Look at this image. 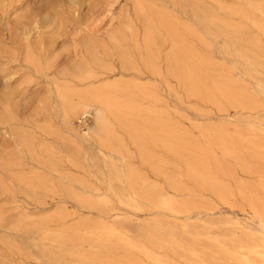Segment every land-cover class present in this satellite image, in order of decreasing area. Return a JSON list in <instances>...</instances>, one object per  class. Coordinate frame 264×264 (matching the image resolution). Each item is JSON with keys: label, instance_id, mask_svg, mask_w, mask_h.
Returning <instances> with one entry per match:
<instances>
[{"label": "bare ground", "instance_id": "1", "mask_svg": "<svg viewBox=\"0 0 264 264\" xmlns=\"http://www.w3.org/2000/svg\"><path fill=\"white\" fill-rule=\"evenodd\" d=\"M234 1L129 0L136 20L141 23V36L134 23L126 24L124 34L120 30L112 33L107 41L83 36V56L90 64H102L105 73L112 69L103 65L104 60L112 57L121 60L124 70L137 74L141 62L151 74L160 75L159 63L162 62L166 76L175 79L183 90L203 95L218 110L220 103H226L236 113L264 112L244 90L235 88L236 83L226 71H222L218 80L205 85L207 69L212 65V56L199 48L208 45L205 39L214 44L222 38L220 54L224 58L239 56L245 60V73L249 70L257 73L256 67L264 70V4L245 8ZM102 3L110 11L117 0H102ZM12 4L7 0L0 3V21L3 22L0 29L1 198L9 202L29 199L41 202L45 195H60L76 200L86 210L109 204L107 192L99 193L82 179L60 170L58 157L62 144L76 150L94 144L96 154L86 152V159L99 157L110 169L106 189L112 192L118 205L133 212L148 210L155 216L151 229L141 235L140 240L131 239L118 226L107 224L104 216L99 223L91 224L84 219L69 224L67 219L71 215L63 208L44 216L33 229L43 232L44 236L52 233L55 235L52 240L59 239V246L64 247L65 237L75 235L91 241L88 252L69 254L75 258L74 264H264V119L248 123L245 128L249 134L243 133L244 128L242 131L239 125H233L231 130L228 125L212 128L210 133L203 130L201 135L207 140L206 146L196 154L188 151L186 139H182L178 147L169 122L161 121L152 107L148 110L149 118L134 121L141 102L154 105L160 101L150 85L103 84L78 90L74 83L90 85L99 80L100 75L87 64L78 68V74L64 84L58 76L50 78L54 61L49 54L54 51L55 42L45 34L57 35L76 20L72 1L67 5L62 0H37L34 7L24 11H20V5ZM187 8L191 10L194 25L183 22L170 11L178 9L184 13ZM255 12L262 15L260 22L254 20ZM237 18L239 25L234 23ZM243 23L257 33L248 41L251 49H242V53L237 54V31ZM198 26L202 34L194 28ZM78 32L75 31L74 36ZM74 44H78L75 38ZM163 47L167 50L163 51ZM42 82L46 85L44 96L39 86L34 88ZM26 88H34L36 107L31 115L22 118L19 103ZM259 88L264 95V86ZM168 90L171 92L170 88ZM86 117L91 118L92 123L90 126L84 123L86 131L79 133L73 122ZM57 118L72 141L62 142V135L53 122ZM113 122L119 128L131 130L130 138L142 154L143 164L163 177L173 191L187 193V200L179 202L165 196L160 188L147 186L146 179L127 166L126 146L114 133ZM145 145L181 159L182 172L167 175L164 168L170 163L155 156ZM66 158V162L78 167L72 152L67 153ZM237 169L257 178V182L236 180ZM183 180L192 187H187ZM75 185L80 194L73 192ZM147 187L149 193H154L153 198L142 193ZM195 191H208L228 205L232 196L241 198L250 209V220L256 224V231L237 221L219 222L208 218L214 215L213 210L192 204ZM160 214L165 218L157 216ZM5 220L0 212V227H5ZM17 222V227L22 229L26 218ZM220 226L228 230L217 234ZM113 248L125 255H114ZM57 263L64 262L58 260Z\"/></svg>", "mask_w": 264, "mask_h": 264}, {"label": "rangeland", "instance_id": "2", "mask_svg": "<svg viewBox=\"0 0 264 264\" xmlns=\"http://www.w3.org/2000/svg\"><path fill=\"white\" fill-rule=\"evenodd\" d=\"M7 1L12 2L13 6L20 5V11H24L29 7H34V3L37 0ZM62 1H64L65 4L69 1L73 2L72 9L76 20L69 24L65 31L59 32L57 35L52 32L45 34L47 37H52L55 42V49L49 54V58L54 61L53 71H51L49 75L50 78L58 76L61 83L64 84L66 81H69L71 77L78 74V68L80 69L83 65L87 64V67H91L93 71L100 75L98 77L99 80L90 84L91 86L84 83H74V87L78 90L97 88L103 84L125 85L140 83L150 85L160 101L154 105L145 101L141 102L140 111L136 112L134 121L143 122L147 117L149 118L150 115L148 110L152 107L153 110L157 112L158 118L161 121L169 122L172 133L178 141L177 146L181 147L182 139H186L188 151L195 154L206 146L205 142L207 140L201 135L203 130H208V133H210V129L212 128L228 125V128L231 130L233 125H239L242 131L244 128L243 133L247 131L249 134L248 129L245 128L247 124L256 121L260 122L264 119V112L255 113L244 110L236 113L226 103H220V110H218L217 106L209 103L203 95H198V93L194 95L183 90L175 79L166 76L165 66L162 62L159 63L160 75L151 74L141 62L138 63L139 73L137 74L128 71V69L124 70L121 60L112 57L104 60L103 65L108 66V68L110 66L112 69L110 73H105L104 69L101 67L102 64L100 66H95L90 64L87 58H84L82 52V37L88 36L107 41L108 36L119 30L124 34L125 26L128 23H134L135 27L139 29V34L141 36L142 26L139 19L136 20V13L133 10L132 4L129 0H117V3L113 6L114 8L109 11L102 3V0ZM86 1L90 4L86 5ZM220 1L225 2L226 0ZM234 2L245 8H247L248 5L264 4V0H235ZM63 10L65 9H62V11ZM170 11L183 22L194 25L190 8L185 9L184 13L180 12L178 9H170ZM253 18L255 21L260 22L263 17L258 12H255ZM234 23L239 25V19H235ZM2 25L3 22L0 21V29ZM194 28L197 32L203 33L201 27L198 26ZM75 31H79L76 36H74ZM256 33V30L249 24L243 23L240 25L237 31V37L239 39L236 43L237 54L242 53V49H251L248 41H250ZM127 35L128 34H126V36ZM73 38H75V42L78 44L73 45ZM47 41L48 40L45 39V44ZM205 41L208 45L199 46V48L205 54L212 56V65L209 67L210 70L207 69L208 72L205 78V85H209L211 81L218 80L219 76L222 75V71H226L230 80L236 83L234 85L235 88L239 87L244 90L257 105L264 108V95L260 93L259 88L260 85L264 86V70H262L261 67H254L257 69V73L255 70H249L245 73V60L239 58V56L224 58L220 54L221 47L224 43L222 38L217 39L214 44L209 42L208 39H205ZM139 43L142 47V43ZM74 48L76 51H74ZM166 50L167 47H163V51ZM38 86L41 89V95L44 96L46 90L45 83L42 82L34 88ZM34 88H26L27 91L24 92L20 100L19 108L22 118L31 115L36 107V95H32ZM169 88L171 92L168 90ZM91 121V118L86 117L85 119L74 121L73 126L79 133H83L86 131L84 123L90 126L92 123ZM53 122L62 135V142L64 143L65 140L72 141V138L67 135L66 129L62 126L60 120L57 118L54 119ZM113 123L114 133L126 146L127 166L145 178L148 182L147 186L154 185L158 189L160 188L165 196H170L179 202L187 200V193L173 191L163 177L143 164L141 160L142 154L139 153L137 145L134 144L133 139L130 138L132 133L131 130L119 128L116 122ZM145 146L147 149H151L149 145ZM151 150L155 156L162 159L164 158L170 163L169 166L164 168L167 175H179L182 172L183 165L181 159H176L173 155L165 154L160 148ZM61 151L62 153L58 158L62 173L64 172L71 177L82 179L85 185L87 184L90 187L97 188L99 193L107 192L110 196L109 204L105 206L96 205L94 210H86L81 207L76 200L66 196L61 197L60 195H45L41 202H36L32 199L9 202L0 196V212L6 219L3 222V226L5 227H0V264L4 262L5 264H74L75 258H71L69 256L70 253L88 252V244H91V241L84 239L83 236L75 235L74 238L65 237L63 239L64 247H61L57 244L59 239L54 238L55 241L52 240V237L55 236L52 235V233L47 232L49 234L44 236L43 232L33 229V226L39 222L40 219L45 218L44 216H50L55 210L60 208H63L66 213L71 215L67 219L69 224L77 222L78 219H84L90 224L99 223L104 216L107 224L118 226L122 232L135 240H140V236L147 231L149 232L151 229L150 225L153 216H155L151 211L133 212L121 207L118 205L115 197L112 196V192L106 189L108 186L107 179L110 176V169L103 164L99 157L96 158L95 156L92 160H88L85 156L86 152L93 155L96 154V146L94 144H91L89 147H82L78 150L74 149V147H66L62 144ZM66 152H72V156L77 161L75 163L78 167H74L71 163L66 162ZM235 175L236 180L242 182L249 184L257 182V178L247 176L239 169L236 170ZM54 178L55 176L51 179L54 180ZM183 181L185 182V180ZM185 183L187 187H192L191 183ZM144 191H142L144 195L153 198L154 193H149L148 187L144 189ZM73 192L75 194L81 193L77 185L74 186ZM192 198V204L195 207L213 210L214 215L208 218H213L219 222L237 221L241 225L248 226L251 230L256 231V224L250 220V209L241 198L232 196V198L228 200L229 205L221 203L208 191H195ZM113 215H119V217H111ZM157 216L165 218V215L160 214ZM23 217L26 218V222L25 226L22 225L23 228L21 229L17 227V221L20 218L23 219ZM51 226L54 227V225ZM222 227L220 226L219 229H216L217 234L224 231V229L228 230V227ZM122 252L121 250L116 251V249L113 248L114 255H125ZM55 260L64 263H57Z\"/></svg>", "mask_w": 264, "mask_h": 264}]
</instances>
